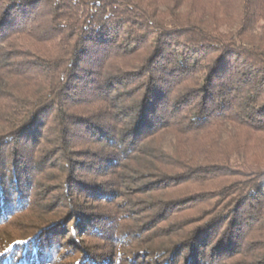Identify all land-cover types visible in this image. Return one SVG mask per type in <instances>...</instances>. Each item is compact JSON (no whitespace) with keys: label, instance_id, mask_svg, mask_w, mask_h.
<instances>
[{"label":"trees","instance_id":"obj_1","mask_svg":"<svg viewBox=\"0 0 264 264\" xmlns=\"http://www.w3.org/2000/svg\"><path fill=\"white\" fill-rule=\"evenodd\" d=\"M145 149L167 228L125 263ZM0 264H264V0H0Z\"/></svg>","mask_w":264,"mask_h":264},{"label":"rangeland","instance_id":"obj_2","mask_svg":"<svg viewBox=\"0 0 264 264\" xmlns=\"http://www.w3.org/2000/svg\"><path fill=\"white\" fill-rule=\"evenodd\" d=\"M160 136L161 135H159L156 139L157 146H159L161 151L165 153H171L172 147L174 145V138L172 134L168 133L167 135H163V137ZM145 154H149L147 149L144 150V154L141 155L142 158L139 162L140 164H144V162L146 164H144L143 167H140V164V166L138 165L140 167L139 172L143 173L139 178L136 175V171H134V173L130 172L131 168H135L138 171V168L135 166L132 159L131 161L126 160L121 163L119 171L114 173L115 177L112 179L116 181V186L118 184L116 189L117 191L112 197L114 199H110L107 206L105 207L106 213H109L108 210L112 209L115 212L125 214V224L130 227L125 228L123 231L124 235L129 234V238H124V243H134L135 245L131 247V249L133 248L131 255H129V253H121V257L125 263H129L127 260H125L128 256L136 258L133 254L134 251L138 253H141V251L146 252L145 247H148L146 246L147 244H155V241H151L149 239L150 237L155 236L152 231L159 232V236L156 237H162L161 235L166 232L165 228H167V225H161L158 220L163 217V212L161 211L162 203L163 200L168 199L166 196L169 193V189H166V183H159L160 186L158 187V181L156 179L163 178L164 175H168L163 170L152 169L153 167L148 165L150 161H148ZM51 162V164H48V167H51L53 173H58L59 171L61 173L63 166L66 168V164L61 165V159L55 157ZM69 164L72 165L73 163ZM157 166L158 165L156 164V167ZM72 172L75 173L76 169H73ZM54 184L57 185L58 183L54 182ZM162 191L167 192V194ZM53 199L55 198L52 197L51 200ZM155 221L157 222L156 224ZM171 221H179V218H174ZM114 232H117V230H114L113 233Z\"/></svg>","mask_w":264,"mask_h":264}]
</instances>
